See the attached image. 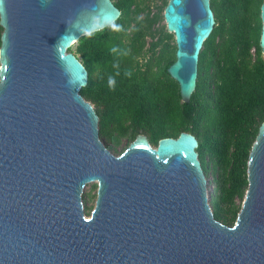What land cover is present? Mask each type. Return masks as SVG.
Returning <instances> with one entry per match:
<instances>
[{
    "label": "water",
    "instance_id": "obj_1",
    "mask_svg": "<svg viewBox=\"0 0 264 264\" xmlns=\"http://www.w3.org/2000/svg\"><path fill=\"white\" fill-rule=\"evenodd\" d=\"M119 14L112 0H0V264H264V121L232 226L212 213L193 134L156 146L138 134L118 155L100 139L79 93L87 70L68 49ZM162 16L167 72L188 102L210 0H167ZM259 16L264 55V0Z\"/></svg>",
    "mask_w": 264,
    "mask_h": 264
},
{
    "label": "trees",
    "instance_id": "obj_2",
    "mask_svg": "<svg viewBox=\"0 0 264 264\" xmlns=\"http://www.w3.org/2000/svg\"><path fill=\"white\" fill-rule=\"evenodd\" d=\"M112 2L119 16L68 49L87 70L79 93L97 113L100 139L115 150L122 138L125 149L138 134L152 146L182 131L193 134L203 172L210 176L212 213L232 226L248 185V155L264 121L262 0H210L215 23L199 51L188 102L167 72L175 59L173 34L159 25L167 0Z\"/></svg>",
    "mask_w": 264,
    "mask_h": 264
},
{
    "label": "rangeland",
    "instance_id": "obj_3",
    "mask_svg": "<svg viewBox=\"0 0 264 264\" xmlns=\"http://www.w3.org/2000/svg\"><path fill=\"white\" fill-rule=\"evenodd\" d=\"M157 5L160 4L159 1H157L156 3ZM155 9V8H154ZM164 20H160L159 25L163 24ZM70 48H74L73 45ZM104 142V144L108 145L110 143V141L106 138H101ZM127 141L125 138H122L121 143L116 147L115 150H111V152L115 155H118L122 150H124V147L126 146ZM210 176L207 177V180L209 182ZM211 190V183H208V193ZM83 197L85 198V202L83 203V207H84V212L85 214L90 212L91 209L94 206V202H95V197H96V182H89L84 186L83 189Z\"/></svg>",
    "mask_w": 264,
    "mask_h": 264
}]
</instances>
